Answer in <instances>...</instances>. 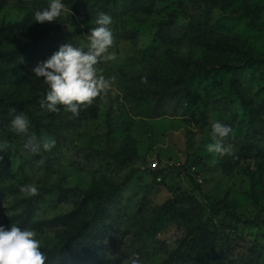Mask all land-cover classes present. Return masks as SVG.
<instances>
[{"label":"rangeland","instance_id":"rangeland-1","mask_svg":"<svg viewBox=\"0 0 264 264\" xmlns=\"http://www.w3.org/2000/svg\"><path fill=\"white\" fill-rule=\"evenodd\" d=\"M48 2L0 0V226L35 230L46 264H264V0H64L35 22ZM99 13L115 94L47 112L33 69L63 44L87 50ZM15 101L28 134L8 129ZM216 121L232 155L206 150ZM33 134L55 147L30 153Z\"/></svg>","mask_w":264,"mask_h":264},{"label":"clouds","instance_id":"clouds-1","mask_svg":"<svg viewBox=\"0 0 264 264\" xmlns=\"http://www.w3.org/2000/svg\"><path fill=\"white\" fill-rule=\"evenodd\" d=\"M64 0H49L47 7L34 13L37 23L56 22L66 11ZM97 27L89 30L87 50L83 46L72 43L61 45L47 60L39 63L34 69V76L42 78L47 86L44 99L40 101L41 108L49 113L60 111L74 117L79 116L82 105H91L97 98H106L109 93L115 94V77H106L97 68L100 63L115 61L117 56L109 50L115 43L111 28L113 19L110 15L99 13L95 21ZM147 83V80H144ZM15 112V110H13ZM11 127L17 134H28L30 120L24 114L14 115ZM232 133V128L216 121L211 125L212 142L206 147L210 154L220 157L232 155L233 146L226 144L225 138ZM55 140L42 137L39 140L33 134L24 144V149L30 153L39 154L41 150L48 152L55 147ZM7 145L0 143V151ZM20 192L26 198L40 195L36 183L20 186ZM37 232L30 228L11 225L9 229L0 226V264H46L48 257L41 250ZM127 264H142L139 255L129 258Z\"/></svg>","mask_w":264,"mask_h":264},{"label":"trees","instance_id":"trees-1","mask_svg":"<svg viewBox=\"0 0 264 264\" xmlns=\"http://www.w3.org/2000/svg\"><path fill=\"white\" fill-rule=\"evenodd\" d=\"M24 50H26V47H24L23 48ZM16 103H14V109L16 110L17 109V114L16 115H19L20 113H19V111H18V108H20V106H19V103H17V101H15ZM3 116H5V115H3ZM14 118V117H13ZM2 120H8V129H10V130H12L13 131V129H12V127H11V120H12V118L11 117H9L8 119L6 118V116H5V118H1ZM0 159H1V161L5 164L7 161L6 160H2V156H1V154H0ZM2 169H4V167H2V165L0 166ZM3 170H0V172H2Z\"/></svg>","mask_w":264,"mask_h":264},{"label":"built area","instance_id":"built-area-1","mask_svg":"<svg viewBox=\"0 0 264 264\" xmlns=\"http://www.w3.org/2000/svg\"><path fill=\"white\" fill-rule=\"evenodd\" d=\"M161 167L162 166H161V164L158 161H156V162H154V163L151 164V168L154 169V170H158Z\"/></svg>","mask_w":264,"mask_h":264}]
</instances>
